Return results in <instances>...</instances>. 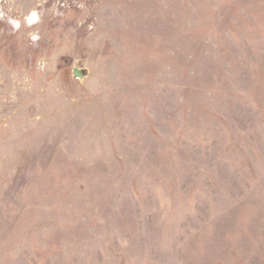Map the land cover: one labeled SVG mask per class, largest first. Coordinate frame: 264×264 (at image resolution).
<instances>
[{
  "label": "rangeland",
  "instance_id": "obj_1",
  "mask_svg": "<svg viewBox=\"0 0 264 264\" xmlns=\"http://www.w3.org/2000/svg\"><path fill=\"white\" fill-rule=\"evenodd\" d=\"M0 264H264V0H0Z\"/></svg>",
  "mask_w": 264,
  "mask_h": 264
}]
</instances>
